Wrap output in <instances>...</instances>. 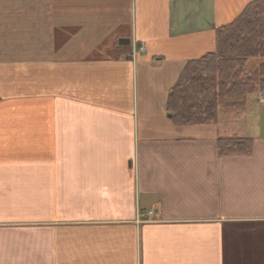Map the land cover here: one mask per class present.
<instances>
[{"label": "crops", "instance_id": "1", "mask_svg": "<svg viewBox=\"0 0 264 264\" xmlns=\"http://www.w3.org/2000/svg\"><path fill=\"white\" fill-rule=\"evenodd\" d=\"M252 1L0 0V264H264V102L166 107Z\"/></svg>", "mask_w": 264, "mask_h": 264}, {"label": "trees", "instance_id": "2", "mask_svg": "<svg viewBox=\"0 0 264 264\" xmlns=\"http://www.w3.org/2000/svg\"><path fill=\"white\" fill-rule=\"evenodd\" d=\"M216 51L186 63L166 107L178 125L216 124L220 114L244 110L252 94L264 95V0H254L230 24L216 30ZM262 63L249 75L250 60ZM222 156H247L253 139H218Z\"/></svg>", "mask_w": 264, "mask_h": 264}, {"label": "rangeland", "instance_id": "3", "mask_svg": "<svg viewBox=\"0 0 264 264\" xmlns=\"http://www.w3.org/2000/svg\"><path fill=\"white\" fill-rule=\"evenodd\" d=\"M261 63H262V60L260 59L250 60L245 67V74L249 75L251 72L256 70ZM254 95L255 94H252L250 95V97H253ZM248 135H251V134L249 133Z\"/></svg>", "mask_w": 264, "mask_h": 264}, {"label": "water", "instance_id": "4", "mask_svg": "<svg viewBox=\"0 0 264 264\" xmlns=\"http://www.w3.org/2000/svg\"><path fill=\"white\" fill-rule=\"evenodd\" d=\"M129 43V40H127V39H122V40H120V44H128Z\"/></svg>", "mask_w": 264, "mask_h": 264}]
</instances>
